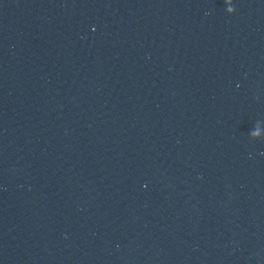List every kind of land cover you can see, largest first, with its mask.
Wrapping results in <instances>:
<instances>
[{
    "label": "water",
    "instance_id": "1",
    "mask_svg": "<svg viewBox=\"0 0 264 264\" xmlns=\"http://www.w3.org/2000/svg\"><path fill=\"white\" fill-rule=\"evenodd\" d=\"M0 264H264V0H0Z\"/></svg>",
    "mask_w": 264,
    "mask_h": 264
}]
</instances>
